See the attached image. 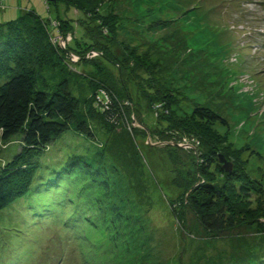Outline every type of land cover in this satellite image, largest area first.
I'll use <instances>...</instances> for the list:
<instances>
[{
  "label": "rangeland",
  "instance_id": "obj_1",
  "mask_svg": "<svg viewBox=\"0 0 264 264\" xmlns=\"http://www.w3.org/2000/svg\"><path fill=\"white\" fill-rule=\"evenodd\" d=\"M26 9L52 21L48 27L51 29L50 41L55 44V51L60 57L56 70L53 59L52 62L38 63L36 76L39 82L44 83L52 93L58 89V82L68 78L70 90L80 103V113L85 117L90 116L89 125L96 135L93 139L71 129L51 149L47 148L42 157L44 169L49 170L47 178L55 174L53 169L57 171L64 167L69 155L87 151L89 153H86L88 157L85 159L91 165L82 161L74 163L73 167H78L79 171L75 179H80L77 181L80 186L88 183L87 190L103 192L105 182L96 185L93 180L98 172L91 166L97 162L99 154L92 152L98 145L105 149L102 151L104 158L107 159L108 155L111 157L108 159L110 169L117 166L129 178L127 159L135 155L123 153L125 146L121 140L122 136L128 135L131 147L140 152L145 167L142 172L147 182L155 186V202L164 205L154 214L151 210L147 213L139 205L144 202L142 193L138 197L129 181L123 184L110 180L114 188L110 190V197L108 194L94 193L104 207L111 204L109 198L112 200L122 196L121 203L113 205L112 213L118 221L114 230L117 239L111 242L113 244L106 258L105 254L99 255L97 250L88 251L89 243H82L86 245V253L83 254L78 245L82 236L75 234L78 226H75L76 231L62 227L64 220L60 213L49 217V212L45 211L49 203L54 205L58 202L55 196L69 201L66 217L75 205L78 206L83 191L79 193L80 186L74 190V183L67 178L65 183L61 182L58 190L45 195L35 192L0 210V264H56L57 256L61 254L62 259L58 264H88L87 260L90 264H233L232 260L235 259H254L253 262L248 261L249 264L264 263V216L257 224H245L232 232L213 234L200 226L195 213L187 206L189 202L178 205L173 197L166 200L168 203H163L157 195L167 192V186L171 184L172 187L174 180L180 178L177 175L184 173L185 176L191 167L193 170L188 172V178H195V163L190 166V161H193L202 143L204 151L210 145L219 148L220 154L233 164V168L238 163L252 177L264 183V0H102L99 11L107 18L102 16L101 19H106L107 25L113 28L117 24L111 40L114 55H121V59L133 70L131 72L118 71L111 61L107 62L111 72L101 64L98 70L94 65L95 59L101 57L104 51L108 56L105 49L97 51L95 46L88 48L86 45V53L83 54L69 48L75 45L74 30L75 35L82 37L86 26L90 28L91 24H95L92 12H83L82 9L68 12L64 3L57 6L54 2L50 3L49 8L45 0H0V22L16 19ZM68 17L72 25L62 22ZM52 27H56L58 32H54ZM66 29L70 30L69 35ZM93 29V32L89 33L90 29L85 32L90 35L88 38L104 42L103 34L98 31L101 27ZM135 58L146 60V66L152 65L156 71L155 82L161 89H169L177 96L172 117L177 119L174 121L178 127L173 124L169 126V123L166 125L170 130H181L188 135L181 134L184 138L174 143L173 139H169L171 136H167L166 128L160 136L168 139L172 146H179L175 151L163 148L169 143L152 135L137 114V104L133 103V99H145L148 93L145 92L147 87L139 79L140 75H135ZM114 64L123 66L117 58ZM62 66L68 72H64L60 68ZM122 72L126 79L129 77L137 81V86L132 84L138 89L136 97L135 93L127 98L115 92L116 84L119 87L123 85ZM108 75H111V80ZM99 79H104L107 85ZM147 80L146 85H149ZM5 81L0 74V85ZM147 107L150 110H144L147 126L152 127L157 117L167 122L166 105L160 103L152 106V109L151 106ZM197 107L214 111L227 120L228 126L221 121L209 124L194 118L193 111ZM183 127L196 131L198 135L191 137L189 133L194 132L187 133ZM144 129L147 135L142 133ZM217 137L218 141L213 140ZM22 138V134H17L10 142L0 139V166L12 160L21 150ZM187 160L189 162L186 163ZM119 178L122 181L120 175L113 179ZM186 184L188 186V182ZM177 188L180 187H172L171 190L176 192ZM188 192L187 187L183 198H187ZM92 199L90 195L88 203L94 206ZM135 201H139V206H136L137 202L133 203ZM132 207L134 211H131ZM82 208L78 216L80 221L77 222L85 228L81 221ZM135 214L142 216L143 226L137 227V230L127 224L132 223L130 217L133 218ZM60 218L62 222L59 223ZM123 228L127 229L125 233ZM86 229L88 233H98L89 226ZM57 239H62L65 244L61 254L59 246L55 244ZM241 244L244 248L239 249L238 245Z\"/></svg>",
  "mask_w": 264,
  "mask_h": 264
},
{
  "label": "trees",
  "instance_id": "obj_2",
  "mask_svg": "<svg viewBox=\"0 0 264 264\" xmlns=\"http://www.w3.org/2000/svg\"><path fill=\"white\" fill-rule=\"evenodd\" d=\"M45 1L47 2L49 8L50 3L54 2L57 6L59 3H64L68 12L72 9H82L83 12H92L91 14L95 17V24H91L90 28H87L86 26L85 32L87 29H90V33L91 31L93 32L94 27H101L98 31L103 34L102 38L104 42L97 41L96 39H89L88 37H90V35H88V32H83L82 37H78L75 35L74 30L72 33L75 45L74 47L70 45L69 48L83 54L86 53V45L88 48H94L95 46L97 51L105 49L108 52V56L104 51L101 57L97 56L95 59L96 62L94 65L98 68V70L100 69L99 64H101L105 68L109 69L107 71L111 72V66L107 65V62L111 61V64L114 66L113 68L118 69V71L121 69L123 71L127 70L126 72L133 71L126 65V62L121 59V55H114L111 40H113L114 28L117 27V24L113 28L107 25L108 22H106V19H101L102 16L107 18V15H102L100 13L102 0ZM50 21V19H44L33 10L26 9L23 10V12L21 11L16 19L0 22V74L2 75V78L6 80L0 85V139L5 142H10L13 136L17 134L23 135L21 150L13 157L12 160L5 162L3 166H0V210L11 206L14 202H18L23 198H27L28 195L31 196L35 192H39L40 195H45L47 192H51L52 190H58V186L61 185V182L65 183L67 178H70L71 182L74 183V190H77L78 186H80L77 181L80 179H75V174L79 171H77L78 167H73L74 163L84 162L91 165V163L85 159L88 157V155L86 156V153H89L87 151L86 153L69 155L64 167L57 171L53 169L55 174H52L48 178L46 175L49 173V170H45V167L42 164V157L44 156L47 148L51 149V146L71 129L89 138L94 139V136L96 138L95 132L89 125L90 116L85 117L80 113V103L78 98L70 90L68 85L69 79L64 78L58 82V89L51 93L50 89L45 87L44 83L41 84L36 76V66L39 62H52L51 60L53 59L55 62L53 63V65H55V70L56 68H59L57 59L60 57L55 51V44L50 41L51 29L48 28L51 26L52 21ZM62 22L65 24L72 23L69 17L67 20ZM104 28L105 30L103 31ZM54 29V32H58L56 27H52V30ZM66 30L67 35H69L70 30ZM109 55L113 56L112 59H110ZM116 58L122 61L124 67L118 65L119 63L114 64ZM135 60V75H140L141 78L139 79L145 85V88L147 87L145 92L148 93L145 95V99H133V103L137 104V114L139 115L141 122L146 125L148 131L151 132L152 135L155 134L158 136L157 138L165 140L162 142L169 143L163 145V148H171L175 151L179 149V146H172L171 143L167 141L168 139L160 136H162L161 133L166 131V128L168 133L167 136H171L169 139H173L175 141L174 143H178L183 136L188 135L186 133L183 134L181 130H179V132L170 130L166 125V123H169V126L172 124L177 126V123L174 121L177 119L172 117L175 113L173 106H175V103L177 102V96L169 89H161V86L155 82L157 79L155 73L156 71H154L152 65L146 66V60L139 61L138 58H135ZM60 68L64 72H68V69L66 70L63 66ZM15 70H17V72H14ZM110 76L111 75H108L107 77L111 80L112 77ZM121 76H123V72ZM99 80H102V82L107 85L104 79ZM146 80L149 81V85H146ZM126 82H128V85ZM136 82L137 81L133 78L128 77L126 79L124 77L123 85L121 84L122 87H119L118 84H116V88H114V90L115 92L126 95L125 97L127 98H129V94L132 95L134 93L136 97L138 89L134 88L132 85L134 84L137 86ZM120 97L122 98L123 96L120 95ZM137 100L139 101L137 102ZM144 100L146 101L144 102ZM160 103H163L167 107V122H164L162 117H160V119L157 117L156 123L153 124L152 127L147 126L146 114L144 110L150 111L147 106H151L150 108L152 109V106ZM193 115L194 118H198L199 120L201 119L205 123L212 124L214 122L221 121L223 124L228 126V122L225 118L219 116L217 113L206 107L195 108ZM91 117L95 116L92 115ZM186 129L185 131L187 133L192 131L191 129L189 130V128ZM192 132H194V134L189 133L191 134V137L198 135L196 131L193 130ZM142 133H146V129H144ZM181 134L183 136H181ZM145 135H147V133ZM128 137V135H125L122 136V139H119L122 140L125 146L123 153H133L135 155L133 157L130 155L127 159V162L130 165L129 178L127 173L123 172L122 174L117 166L110 169L108 166V159L111 157L108 155L107 159H105L103 156L104 152H102L105 149L98 145L99 149L97 148L92 153L99 154V159L96 163H93L91 167L98 172V175H96L93 179L94 182L97 183L96 185H100L102 181L106 184L103 192L98 189L95 191L94 189L87 190L86 184L88 183H83L79 187V193L83 191L81 193L82 198L79 200L80 202L78 206L75 205L74 210L68 217H66V206L69 201H64L62 197L60 199L55 196L54 199L57 198L58 202L54 205L49 203L48 209L45 210L49 212V217L58 216L57 214L60 213L62 220H64L62 227H68L74 229L73 231H76L75 226H78L75 234H80L82 236L78 241V245L80 246L83 254L86 253V249L84 250L86 245H83L82 243H89L88 251L97 250L99 251V255L105 254L104 258H106V254L110 252L113 244L111 242H114V240L117 239L114 230L116 229V222L118 221H116L112 213L114 212L113 205L118 204L119 202L121 203V195H119V198L114 197L112 200L109 198L111 204L104 207L101 202L98 201L99 199L94 193H104V196L108 194L110 197V190L114 189L110 180H116L115 182L118 181L123 184L126 180L129 181L128 183L132 185V188L134 192H137L136 195L138 197L139 193H142L141 199L144 202L139 205H142V210L144 209L146 212L148 211L147 213L151 210L154 214L156 213L155 211L161 210V205H164H160V203L155 202V186H152L151 183L147 182L146 176H144V173L142 172V169L145 167L141 161L140 152H138L139 150L137 148L134 147L137 149V151H135L131 147V142ZM213 140L218 141V137L217 139L213 138ZM203 149V143L199 146L198 150L197 148L192 149L198 151L196 152L193 161H190V166H194L195 163V178L190 180L188 178V172L193 170L192 167L185 172V176L184 173H182V176L178 174L177 177L180 178H176L174 180L175 184L173 183L172 187L179 186L180 188H177V191L175 192L171 190V184L168 185L167 192L162 195L157 194L159 199L162 200L163 203H168L166 200L174 197L176 199L173 200L177 201L178 205H183L184 201H187V203L189 202V205L187 206L195 213L200 226L213 234L232 232L239 227L245 226V224H257L260 218L264 216L263 181L252 177L244 169V167L238 163H235L231 172L226 171L219 158V148L210 145L207 147L206 151ZM106 155L107 154H105V156ZM187 162L189 161L187 160L186 163ZM118 175L122 177V181L120 178L118 180L113 179L114 177L118 178ZM104 178L105 180H103ZM179 180L184 181V183H180ZM35 181L36 185L33 186ZM187 182L188 186L186 184ZM187 187L189 190L187 198H183ZM45 191L46 193H44ZM89 193H91L90 195L93 198L92 200L94 206L92 203H88V197L90 196ZM70 201L73 203L72 199ZM136 202L137 206L139 201H135L133 203ZM81 208L83 210L81 214L83 216V220L81 221L84 222L85 228H82L81 224L78 223L80 221L78 216L80 215L79 210ZM57 209H59V212H56ZM90 211H92V213H90ZM131 211H134L133 207L131 208ZM89 214H91V216H89ZM144 216L145 214L143 215V218ZM61 218L59 223L62 222ZM141 219L142 216H137L135 214L133 218L130 217L132 223L127 222V224L128 226L133 225V227L137 230V227L141 228V226H143ZM86 226H89V229H93L98 233H88ZM123 230V233L127 231L125 228H123ZM62 239L64 241V238ZM62 239H57L55 241V244L59 246L58 248H60V254L65 247ZM74 239L77 241L76 237H74ZM238 247L239 249H242L244 248V245L241 244L238 245ZM57 252H59V250ZM259 253L260 252L256 255ZM61 255L57 256L59 259L56 264H58L62 259ZM262 256H264V254ZM254 258L257 259L255 255ZM253 260L235 259L232 260V262L233 264H249L248 261L253 262ZM87 263L90 264V261L87 260ZM255 264L264 263L260 262Z\"/></svg>",
  "mask_w": 264,
  "mask_h": 264
},
{
  "label": "water",
  "instance_id": "obj_3",
  "mask_svg": "<svg viewBox=\"0 0 264 264\" xmlns=\"http://www.w3.org/2000/svg\"><path fill=\"white\" fill-rule=\"evenodd\" d=\"M219 158H220L221 162H224L223 166H224V169L226 171H232L233 170V164L231 162L227 161L226 158L222 154H220Z\"/></svg>",
  "mask_w": 264,
  "mask_h": 264
}]
</instances>
